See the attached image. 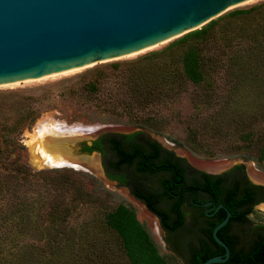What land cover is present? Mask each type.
<instances>
[{"label":"trees","instance_id":"16d2710c","mask_svg":"<svg viewBox=\"0 0 264 264\" xmlns=\"http://www.w3.org/2000/svg\"><path fill=\"white\" fill-rule=\"evenodd\" d=\"M243 20H248V26L255 25V28H240ZM223 21L225 24L221 26ZM238 27L240 29L233 32ZM263 58L264 5L249 11H233L225 18L213 20L202 29L188 33L165 51L152 53L141 60L127 77L115 81L121 93L108 97V104L122 109L121 117L128 123L156 130L152 120L162 109L178 102L190 86L205 88L204 95L192 97L195 109L201 112L221 104L225 118L218 121L219 116H212L200 129L221 134L224 127L231 130L232 126L235 130L236 126H243V131L237 130L236 134L250 150L255 149L256 162L264 166V132L263 135L258 132L264 128ZM252 59H256L254 63ZM236 62L239 66L235 70ZM262 67L263 74L260 75L255 70ZM113 68L118 70L119 66ZM230 68L239 76L233 87L221 95L218 92L220 74ZM104 82L98 79L89 83V92L97 94ZM35 119V115L24 112L13 122L0 124L5 131L0 136V264H89L90 248L101 252L98 249L103 250V237L109 230L121 238L130 264H175L160 254L132 207L120 204L105 215L103 221L77 222L78 209L90 201L85 190L75 186L74 171L33 172L22 162L24 146L19 136ZM12 133L18 136L11 138ZM137 135L125 138L129 142ZM95 146L101 147L100 142ZM151 149L155 154H145L143 145H135L131 149L135 152L129 154L121 143L114 142L113 151L120 157L117 166L132 165L141 158L138 165L142 170H154L148 164L158 160L162 149L157 143L152 144ZM85 151L90 153L92 148L86 146ZM231 175V178L215 180L206 175L202 187L232 214L229 223L218 233L231 250L230 259L224 264H264V224L251 226L248 250L236 249L241 236L227 234L235 225L253 223L249 218L255 207L264 203V187L247 178L243 165L235 167ZM137 196L145 200L143 195ZM150 210L161 219L168 232H180L184 226L178 206L174 208L177 219L173 223L165 213H157L152 207ZM226 216L227 212L221 209L210 219L206 240H201L200 247L192 248L189 264H203L212 257L225 255L226 251L214 239L213 231Z\"/></svg>","mask_w":264,"mask_h":264},{"label":"rangeland","instance_id":"374dc122","mask_svg":"<svg viewBox=\"0 0 264 264\" xmlns=\"http://www.w3.org/2000/svg\"><path fill=\"white\" fill-rule=\"evenodd\" d=\"M261 5H264V0H252L226 12L215 20L225 18L233 11H249ZM247 21H240L239 27L247 26L246 29L248 27L255 28V25L248 26ZM223 24H225L224 21L221 23V26ZM239 27L233 32H237L240 29ZM177 41L179 39L175 38L139 56L133 54L60 79L47 77L18 88L5 85L0 89V124L1 122L5 123V121L13 122L20 113L26 112L35 115L36 119L19 136L21 144L24 146L22 162L33 172L64 169L74 171L73 178L76 182L75 186L77 188H83L88 194V200L90 201L86 206L78 209L79 212L76 213L77 222L84 220L100 222L104 220L105 215L115 210L120 204L132 207L136 212L138 220L149 231L160 254L170 262L185 264L184 262L187 256L185 248H177L175 255L170 252L166 246V235L161 229L160 221L157 219L155 222L151 220L135 202L134 198L129 195L128 191L100 180L99 176L101 174H96L82 167L60 168V166L50 167L45 165L39 151H37V147H32L30 144L37 134L36 130L38 125L42 121L55 120V122L66 124L68 127H77L79 125L78 127L83 129L90 128L99 130L96 135L88 134L75 141L80 144V152L78 155L71 154L79 158L86 156L83 155L86 154L83 152L84 145H91L95 141L92 140L94 136H98L99 138L104 135L120 136L140 133L142 134L143 140L147 138L153 139L172 146L171 151L177 153L181 158L188 159L192 164L195 161L202 163L228 162L230 164L235 162L233 167L245 166L248 177L251 176H249L251 166H254L260 173L264 174V166H260L255 160V149L250 150V147L244 144L236 134L237 132H235L237 130L239 133L243 131V126H236L235 130L232 126L231 130L224 127L222 130L223 133L221 134L206 133L200 129L203 122L211 119L212 116H219L218 121L224 117V108L221 104L214 108L203 109L201 112L195 109L192 97L204 95L205 88L196 89L190 86L178 102L172 104L169 108L162 109L152 120L157 131L150 128L137 127L128 123L126 119L121 117L122 109L108 104V97L118 96L121 93V90L115 83L116 80L127 77L133 67L139 66L141 60L152 53L165 51ZM255 60L252 59V62L254 63ZM262 61L264 63V58ZM114 65L119 66L118 70L113 68ZM233 66L236 70L239 66L238 62ZM235 70L230 68L220 74L218 92L221 95L233 87L236 78L239 76L238 73L234 74ZM255 71L262 75L263 67ZM98 79L105 81L101 90L97 94L90 93L88 84ZM258 132L260 135H263L264 128L258 130ZM4 133L5 131L0 126V136ZM10 135L11 138L18 136L17 133ZM95 154L91 157L98 159V156ZM213 155L215 157L211 158ZM97 163H99V160H97ZM230 169L221 174L226 173ZM249 219L253 223L235 225L233 227L234 231L241 236V244L244 246L251 239V226L253 224H264V205L260 204L256 206L255 212ZM197 235V230L193 229V231L186 233L185 238L188 242H191L196 240ZM92 236L93 233H91L90 239ZM103 240V250L98 249L101 252L90 248L89 264H130L126 252L123 249L122 240L117 233L109 230L107 234L105 233Z\"/></svg>","mask_w":264,"mask_h":264},{"label":"water","instance_id":"95a60500","mask_svg":"<svg viewBox=\"0 0 264 264\" xmlns=\"http://www.w3.org/2000/svg\"><path fill=\"white\" fill-rule=\"evenodd\" d=\"M249 1L0 0V89L5 85L18 88L47 77L60 79L133 54L139 56L202 29ZM158 142L171 151L164 142ZM79 152L80 144L75 142L72 153ZM65 167L73 165L60 166ZM99 179L115 185L103 168ZM220 209L227 216L214 229L213 237L226 252L203 264H224L231 256L230 247L218 233L232 214L224 205L216 211ZM148 212L159 221L157 215Z\"/></svg>","mask_w":264,"mask_h":264},{"label":"flooded vegetation","instance_id":"af4514ba","mask_svg":"<svg viewBox=\"0 0 264 264\" xmlns=\"http://www.w3.org/2000/svg\"><path fill=\"white\" fill-rule=\"evenodd\" d=\"M134 134L138 135L128 142L125 137ZM129 135H104L93 141L91 145L85 144L83 152L89 153L85 151V147L87 146L92 148L89 154L94 152L99 153L101 158L100 162L98 157L100 170L102 171L103 168L106 177L115 183V187L128 191L129 195L135 198V202L140 206L142 211L154 218V222L157 220L148 212L149 210L154 213L150 210V207L157 211V213H165L172 223L177 219L174 208L177 206L180 208V213L184 219V226L180 232L166 231L162 226L161 219L158 218L161 229L166 235V246L169 251L174 253L177 248H185L187 256L184 263L189 264L193 256L192 248L200 247L201 240H206V229L209 227L210 219L218 214L221 209L216 211L217 208L223 205L213 200L202 189L206 183L205 176L213 177V180L217 178H231L233 176H229V174L237 166L224 174L218 175L219 173L201 169L192 164L188 159L181 158L177 153L167 150L157 140L148 138L143 140L140 133ZM98 141L101 147L95 146V143ZM114 142L121 143V146L126 149L125 152L129 154L135 152L131 150L133 146L143 145L146 149L144 153L153 155L155 153L152 151L151 145L154 143L159 144L162 150L158 153V160L156 162H149L148 164L154 170H142L138 165L141 158H137L132 165L124 163L117 166L120 157H118V153L113 151ZM180 171L182 174H179ZM245 174L247 176L246 169ZM247 178L249 179L248 176ZM137 195H143L145 200ZM136 199L145 204L148 210ZM193 229L197 230L198 235L195 241L188 242L185 235L188 231H193ZM227 234L229 236H239L233 227L228 229ZM241 248L248 250L249 246L244 247L241 242H238L236 249L241 250Z\"/></svg>","mask_w":264,"mask_h":264},{"label":"bare ground","instance_id":"6f19581e","mask_svg":"<svg viewBox=\"0 0 264 264\" xmlns=\"http://www.w3.org/2000/svg\"><path fill=\"white\" fill-rule=\"evenodd\" d=\"M78 126L68 127L66 124L55 122V120L42 121L38 125L37 134L30 144L32 147H37V151H39L45 165L56 167L71 164L76 167L85 168L96 174H101L102 176V171L96 157L83 156L79 158L71 154L72 146L78 138L81 139L88 134L96 135L99 132L96 129H83ZM167 146L172 148L170 145ZM194 164L201 169L217 174L226 171L232 165L228 162L202 163L197 161ZM249 176L255 183L264 184V174L260 173L254 166H251ZM147 216L154 221V218L149 215Z\"/></svg>","mask_w":264,"mask_h":264}]
</instances>
